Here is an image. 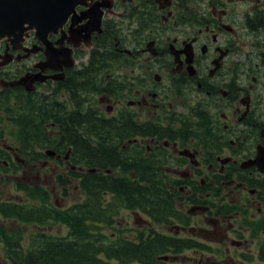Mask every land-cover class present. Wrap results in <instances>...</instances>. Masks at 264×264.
Returning a JSON list of instances; mask_svg holds the SVG:
<instances>
[{"label":"flooded vegetation","instance_id":"af4514ba","mask_svg":"<svg viewBox=\"0 0 264 264\" xmlns=\"http://www.w3.org/2000/svg\"><path fill=\"white\" fill-rule=\"evenodd\" d=\"M30 203L35 248L89 234L130 240V264H264V0H81L46 45L0 41V258Z\"/></svg>","mask_w":264,"mask_h":264},{"label":"trees","instance_id":"16d2710c","mask_svg":"<svg viewBox=\"0 0 264 264\" xmlns=\"http://www.w3.org/2000/svg\"><path fill=\"white\" fill-rule=\"evenodd\" d=\"M22 130L24 133H31L25 126ZM87 132L89 135L95 137L92 128L87 127ZM24 133L23 136H27V134ZM24 148L29 149V146L24 145ZM90 149L94 150V147L90 146ZM93 158L94 157L90 155L88 161L90 164L94 163ZM150 180L151 190L148 194L150 196L151 206H160L159 187L161 185V179L151 177ZM144 181V177H140L135 181H130V185L132 186L130 192V207L132 208H137L138 206L143 208L146 195V190H143ZM87 185L89 187L90 208L95 209L96 201H94V197L97 196V191L95 189L96 181L94 177L88 178ZM22 187L24 189L27 188L25 186ZM26 190H28L29 194L30 189ZM29 196L32 197V194L30 193ZM124 201L127 203L126 195ZM21 207L23 210L22 219L27 222L34 221V217L31 214L35 210V205L30 203L24 204ZM7 214L8 216L14 217H19L18 215H20L14 210H7ZM90 230H94V226L87 223L88 233ZM11 233L12 235H9L6 240L7 258L11 264H130V240L121 239L104 242L96 240L88 234L85 239L81 240L74 239L65 243L58 240H49L45 241L39 248L30 245V248L24 249L20 242L21 237L18 235V232L12 231Z\"/></svg>","mask_w":264,"mask_h":264},{"label":"water","instance_id":"95a60500","mask_svg":"<svg viewBox=\"0 0 264 264\" xmlns=\"http://www.w3.org/2000/svg\"><path fill=\"white\" fill-rule=\"evenodd\" d=\"M81 0H0V41L20 43L29 31L45 45L48 33L67 19Z\"/></svg>","mask_w":264,"mask_h":264},{"label":"rangeland","instance_id":"374dc122","mask_svg":"<svg viewBox=\"0 0 264 264\" xmlns=\"http://www.w3.org/2000/svg\"><path fill=\"white\" fill-rule=\"evenodd\" d=\"M1 120H3L2 118H1ZM3 122V121H2ZM10 129V127L9 128H7V131ZM10 130H12V129H10ZM15 146H18L19 148H20V145H19V143L18 144H16ZM8 180H10V179H8ZM19 180V179H18ZM22 184H25L26 186H32L35 182L33 181V178H32V173L30 172V173H28L27 172V170H25V169H23L22 170V182H21ZM37 185H40V184H38L37 183ZM42 185H44V186H46V184H42ZM6 190H7V192H9L10 194H14L15 193V189H14V187H12V185L10 184V183H8L7 182V188H6ZM9 196V195H8ZM23 199V198H22ZM59 199H60V202H61V198H59V197H57V194L55 195V200H58L59 201ZM25 199H23V201H24ZM41 200H44V198L43 199H41ZM45 201H47V200H45ZM53 201H54V198H52L51 199V202L53 203ZM64 202H65V200H64ZM66 204H68V203H66ZM65 203L63 204V205H66ZM10 224V223H9ZM59 224V223H58ZM58 224H56L58 227H59V231H56V228H54L53 229V231H52V233L53 234H55V233H58V234H64L65 233V227L64 226H62V225H58ZM12 226H15V227H17L19 230H20V236H21V240H22V242H21V244H22V246H23V248L24 249H28V248H30V244L28 243V237H29V235H31V232L32 231H34V229H33V227H32V225L30 224V223H28V222H23V223H17L16 225H12ZM91 231H93V230H91ZM98 232V231H97ZM2 253V250H0V254ZM1 257V256H0ZM0 264H11V262L8 260V258L7 259H5V258H0Z\"/></svg>","mask_w":264,"mask_h":264},{"label":"bare ground","instance_id":"6f19581e","mask_svg":"<svg viewBox=\"0 0 264 264\" xmlns=\"http://www.w3.org/2000/svg\"><path fill=\"white\" fill-rule=\"evenodd\" d=\"M157 181V180H156Z\"/></svg>","mask_w":264,"mask_h":264}]
</instances>
